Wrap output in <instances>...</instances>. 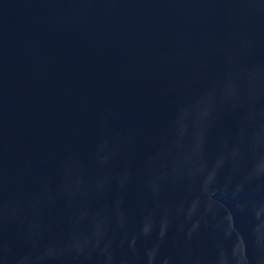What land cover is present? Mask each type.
Returning a JSON list of instances; mask_svg holds the SVG:
<instances>
[{"label": "water", "instance_id": "1", "mask_svg": "<svg viewBox=\"0 0 264 264\" xmlns=\"http://www.w3.org/2000/svg\"><path fill=\"white\" fill-rule=\"evenodd\" d=\"M0 264H264V0H0Z\"/></svg>", "mask_w": 264, "mask_h": 264}]
</instances>
